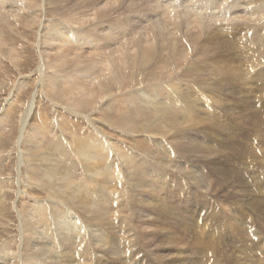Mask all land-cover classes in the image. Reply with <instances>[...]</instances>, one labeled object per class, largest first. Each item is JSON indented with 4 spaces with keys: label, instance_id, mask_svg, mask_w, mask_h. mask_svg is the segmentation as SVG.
I'll use <instances>...</instances> for the list:
<instances>
[{
    "label": "rangeland",
    "instance_id": "374dc122",
    "mask_svg": "<svg viewBox=\"0 0 264 264\" xmlns=\"http://www.w3.org/2000/svg\"><path fill=\"white\" fill-rule=\"evenodd\" d=\"M30 1H32V0H28V2H30ZM33 1L34 2L31 4L32 6L39 3L38 7L36 8L37 11H35L33 13H29V11H31V9H34V8L31 6L32 8H30L28 10V2H27V0H24V4L25 3L26 4H25V7L24 6L22 7L23 10H21V8H20L19 9L20 12L17 15L8 17L6 19V23H4L5 25L3 24L4 26L2 25L0 27V32H1L0 36H2V37H0L1 38L0 40L3 43L5 41V43H4L5 45L4 44H3V46L0 45L1 46L0 47V116L1 115L4 116L6 114L4 112L6 109L10 108L9 103L13 104V105H11L12 110L10 109L11 113L9 114V117L7 119V124H6L5 130L3 131L4 134L2 132V134L0 136V246L8 240H11V239L14 241L16 240L15 241L16 244L13 242L14 243L13 252H17V249L19 251L22 236H24L23 235L24 233L21 230V221H22V216H24V214L23 215H20V214L24 211L23 209L26 210L25 207H27L30 210L31 209L30 205L35 204V202H38V203H44V202L47 203L48 202V203H50V205L53 204L52 206H55L56 203H60V201H57L55 203L54 202L55 199L52 200L53 198L51 196L46 195V192L44 193L43 191H41V189L39 187H37L36 185L30 186L29 184H27L26 181H24V180H26L25 171L29 167L30 163H29V160H27V157H24L25 159L23 160L22 156L26 155L25 154V150L27 148L26 146H29V145H28V143H23V141H22L23 139L21 140V138L23 135H25L26 130H28V131L33 130L34 127L39 125L41 120L44 121L46 118H47L46 119L47 120L46 121L47 129L46 130L44 129L42 131L43 134H45V136L43 137V139L42 138L39 139L41 144L38 143L40 148L43 149V154L45 153L44 157H46V154L48 153V156H49V154H50V156L49 157L47 156L46 157L47 159L48 158L52 159V157L55 158L58 155L57 152L55 154V150H54L55 145L58 142H61L64 145L65 151H64V155L59 154V156H62L61 157L62 159L60 158V160H59L60 161L59 162L60 164L58 167L60 169L59 173L60 174L62 173L65 176H68V175L70 176L72 174L71 176L74 179L70 176L71 180L73 179L74 180V181L72 180V182H74L73 184H76L78 186L84 182L81 185L82 187L79 186V188H81V189L78 188L77 192L80 194V196L82 198L86 197V196L88 197L87 192H90L91 193L90 196L92 198L99 200L97 202V203H99V204H97L98 206H100V205L102 206L103 202H108L113 193L111 192V189L107 190L106 188H104L102 190V187L100 184H95V185L90 184L89 186H86V189H88V191L85 189V185H88L86 179L90 175H87L88 173L85 172L80 158L78 157L77 154L75 155V151H74L75 148L73 147V144L77 142L78 138H79L78 141L79 140L82 141V140H84V138L86 139V137H89V136L91 137L92 135L93 136L95 135V138L97 141L98 140L102 141L103 146L105 144V148H107L109 146L107 148L108 152L104 153V161L103 162L107 167H109V169L111 171V175L112 176L114 175V177H115L114 188L115 187L116 188L115 189L113 188V192L115 193V196L118 198H115V201L112 202V204H110L111 208H112L111 212L104 214V217H106L105 221H106L108 227L106 228L105 225H102L101 227H99V229L102 230L101 232H103L104 234L106 231H107L106 234H109V232H110V238L113 241L114 239L119 238L118 237V231H119L120 227H119L117 222L122 223V224H124L125 221L128 222L129 224L131 223V229L133 228L131 230L132 231L131 232L132 233L131 238H133L132 242H134V244H137L136 245L137 248L135 249V251L137 249L138 250L136 252L134 251L133 252L134 254H131L132 252L129 251V254L126 253L125 256L123 254L122 255L119 254L117 251H115L113 253V255L112 254L105 255V254H102L98 250H94V253H93L94 257L93 258L97 257L94 260H96L95 262H98V264H100L101 262H102L101 264H103L104 262L106 264H115V263L116 264H179V263H184V264H195L196 263V264H198L197 263L198 261L196 262L197 259H200L201 262L204 263L205 258L203 256L205 255L206 251L208 252L209 255H212L213 251H211L209 247L207 248L206 244L208 245L210 243L214 247V245H217V243H218L219 247H222V248L224 247L223 249L226 248V249H230V250H233V248H232L233 246L236 248H239V249L240 248L246 249L247 244H252L253 240H251V239H253V236H254L253 233H254V229H255V225L252 223L253 222L252 217H255V215L252 216L253 215L252 212L246 211V209H242L241 207L238 206V204H247L248 203V204L264 205V166H263L264 163H260L261 159L256 158L257 163L259 164L258 165L255 161V157L252 156V155H254V154H252L253 151L256 152L257 149L264 147V142L260 143L258 140V138H260L261 136L262 137L264 136V93H263L264 87H260V85H264V80H263L264 79V76H263L264 75L263 74L264 73V60L259 59V61H258L256 59H251L252 62L254 61L253 63H251V60L248 59V58H252V57L255 58L254 57L255 53H254V50H252L254 46L250 45L251 43H249V44L245 43L246 47L243 46L244 38H242L243 32L241 29H244V28H240L241 25L239 28H235L236 26L230 25L229 27H227L225 29L219 30L217 28L216 22L211 20V22L215 26V28H213V29L217 31V33H213V35L218 37L216 41H218V43H220V45L223 48L219 46L217 49H215L216 51L210 50L211 53L210 52L206 53V52H204L205 48H203L204 44L203 43H202L203 45L198 44V45H196L197 47L195 46L193 49H191V54H188L189 56L186 55V57L184 58L186 60V63H184L185 60L183 59L181 61L182 64L180 63L176 69H175V66L173 65V63H170V64H168V71H165L164 73H160L161 72L159 69L160 62L151 61V59H150V60H148V62H146L147 64L146 63H137L136 64L137 66L135 65L132 68H128V70L131 73L128 70L124 71L123 73L121 72L122 76L119 79H117L115 84L112 86V88H111L112 91L111 90H110L111 92L109 91V93H108L109 95H106V97H103L102 100L99 99V100H96V102L94 101L93 107L90 103L84 105L82 107V109L80 110V113L78 115H75V114L73 115V113H71L70 111H67L64 107L61 106V103L58 101L59 99L55 100L50 95L46 94L45 89H43V88H45V84H47L48 80L49 79L53 80L52 76L55 77L54 76L55 73L57 75V72L52 73L54 71L53 67L56 68L57 64L54 65V55L53 54L50 55L49 53H47L50 56L46 54L45 58H44V55L41 54V49L39 46L40 45L39 40L41 38L39 25L43 24V23H47V22H49V24H51V23H53L54 18H55L54 21H56V22L59 20L58 23L64 22V21H62L63 18H61V16L64 12L66 13L65 9L69 4V2H67L69 0L64 1L63 4L60 3V0H56V2L55 1L52 2L53 0L52 1L51 0H33ZM43 1H45V2L47 1L50 3H46L45 5L41 4V2H43ZM49 4H53V5H49ZM41 5H43V6H41ZM61 5H63L62 8L64 10L61 8ZM55 6L56 7L59 6V8H57L58 12H57V9H55L56 8ZM51 7L53 8V10ZM47 8H49V9H47ZM50 8L52 11L50 10ZM24 9H26V10H24ZM59 10H60V12H59ZM62 11H63V13H62ZM59 13H61V14H59ZM20 14H23V15H20ZM35 14L38 17L37 23L31 22V23H27L28 25L25 24L26 22L32 21L30 19H33ZM55 14L58 15V17L55 16ZM18 15L22 16V17L19 18ZM27 16H29V17H27ZM155 18H157V17H155ZM23 20H25V21L27 20V21L25 22ZM153 20H154V17H153ZM11 22L14 24L11 25ZM16 23H18L19 26ZM137 24H139V23H137ZM21 25H23V26H21ZM31 25H33V26H31ZM10 28H11V30H10ZM12 29H14L15 31ZM136 29L138 30L139 28H136ZM260 30H258L259 32L257 31L258 33L256 32L257 35L262 33L263 28ZM253 32L254 31L249 30L248 33H250L252 35ZM2 33H3V35H1ZM183 43H184L185 47L186 46L188 47V42H183ZM37 44H38V46H37ZM8 45L10 46V48L8 47ZM205 45L206 46L209 45L210 47H212V44H208V45L205 44ZM200 46H201L202 51L199 49ZM2 47H4V48H2ZM5 48H6V50H5ZM228 48H229V50H228ZM254 49H256V48L254 47ZM194 50H196V51L194 52ZM250 50H252V51L250 52ZM83 51H86V50H83ZM12 52H13V54H12ZM196 53H198V54H196ZM205 53L207 55L210 54L211 56L208 55V57H207V55H203ZM246 53H248V54L250 53V56L248 57ZM196 55L199 56L198 57L200 59L199 61H198V58L196 60V57H197ZM204 56H206L209 59L206 60V57H204ZM46 57H49V58H46ZM203 57L206 60V61L203 60L204 64L201 62V60L204 59ZM238 58H240V59H238ZM227 60L229 61V64H228ZM247 60H249V62ZM192 62H193V65H192ZM199 62H201V63H199ZM258 62L260 63V65ZM47 63H49V64H47ZM207 63H208V65H207ZM141 64L144 65L145 67H143ZM152 64H153V66H151ZM185 64H186L187 68L185 67ZM226 64H228L229 66L228 65L226 66ZM46 65H48V67H50V68H47ZM169 65H170V67H169ZM249 65L251 67H249ZM215 66H216V68H214ZM219 66H221V68L218 69ZM137 67L139 68V70ZM190 67L192 68V70ZM229 67H231V68H229ZM236 67L239 70V71L237 70L238 73L235 70ZM256 67H259V68L257 69ZM226 68L231 69V71H232L231 74H232V76H234L233 78H230L228 76L226 79L220 80V76L219 77L217 76L219 73H215V75H213V73L210 72L213 70H223ZM262 68H263V70H262ZM179 69H181V70H179ZM256 69L259 73L256 71ZM151 70H153L154 72ZM172 70H174V71H172ZM202 70H204V71L202 72ZM50 71H52L51 72L52 74H50ZM205 71H207V73ZM172 72L175 76L173 74H171ZM260 72H262L263 75L260 74ZM61 73H63V72H61ZM61 73H59L58 75L60 76ZM154 73L156 74V76L154 75ZM185 73H187V74H185ZM198 73H199V75H197ZM131 74H133L132 75V77L134 76L133 78L131 77ZM209 74L211 76L210 77L211 79H209ZM236 74H240V75L242 74L243 76H247L248 74H249V76L250 75L252 76V74H256L258 76L261 75V80H257L258 83L255 84L252 89H250L251 86L249 87V85H242L243 84L242 81L240 83V80L237 79V76L235 77ZM143 75L145 77H147V79L149 78V75H150V78L148 79L149 81H146L145 80L146 78H144ZM153 75L155 77H158L160 80H161V78H165L164 79L165 82L159 83V84H164L166 86L169 84V86H170L171 85L170 83L176 82L177 84H179V85H177L179 88L183 87L185 85L183 88H181L183 91L180 90L181 92H178V94L181 93L179 96L183 95L185 97L184 98L182 96L183 100H185V99L188 100V102H189L188 104L191 105L193 103L192 104L193 106L191 105V109L193 110L191 119H193L192 121H195V122H193L194 125L188 124V126H186L185 120L183 119V111L182 110L180 112H178V114H176V115L171 114L169 116V118L167 117V120L175 121L181 127V128L180 127L175 128L177 131L173 132V134L171 135V137H174L173 139H170L171 137L168 138L167 135H166L167 137L166 136L162 137L160 135L146 134L145 133L146 130L143 131V133L132 132L133 135L131 132L125 133L121 130H118L114 126H112L111 125L112 121H109V120L103 118L102 113H100L103 111L104 108H107V106L109 104H110V106L114 107L113 105H115L117 103V107H119L120 105L117 102L118 100L115 101L116 98L119 99V101L123 100L124 98H127V96H125V95L131 93L132 90H134L133 92H135V94L137 96L138 95L142 96L143 93L152 89L154 84L156 83L153 81L154 80V78H152ZM161 75H163L164 77H162ZM170 75H172V76H170ZM187 75H188V77L190 75V77H189L190 79L187 77ZM136 76H137V80H136ZM213 76H215V77H213ZM241 76H239V77L241 78ZM178 77H180V78H178ZM194 77L195 78L197 77L196 79L198 81H196V79ZM27 78H28V80H27ZM138 78H139V80H138ZM142 78L145 81H143ZM171 78H173V79L176 78L175 80H177V81H175ZM199 78L201 79V82H200ZM24 79L26 80L24 82H26V83L28 82L27 84L22 81ZM133 80H134V82H133ZM141 80H142V82H141ZM225 80L228 82L230 81V82L226 83ZM18 82L22 83L21 84L22 89L16 93L15 88L17 87V85H19ZM145 82H149V83H145ZM193 82H195V83H193ZM130 84H131V86H129ZM115 85H117L118 87ZM133 85H134V87H133ZM137 85L138 86L142 85L143 87H145V86L146 87H145V89H143L142 86H141V88L140 87L137 88L138 87ZM187 85L188 86L194 85L195 86L194 88H197L196 92L194 93L191 89V91L189 92V94L191 93V95L185 93L186 91H184V90L188 88ZM122 86H123V88H122ZM126 86H127V88H125ZM241 86H242V88H244V87L248 88L249 87L248 88L249 90L243 89L241 91L240 90ZM129 87H131V89ZM39 88L40 89L42 88V91L43 90L44 91L42 92ZM113 88L115 91L113 90ZM122 89H124V90H122ZM135 89L137 91H135ZM197 90H199L201 92V93H199L200 95L198 94ZM139 91L141 93H139ZM13 92H14V94H13ZM192 92L194 93V95H192L193 94ZM18 93H20V94H18ZM34 93H36V94H34ZM117 93L119 94V96L120 95L121 96L117 97V95H116ZM229 93H234V95H232V94L230 95ZM43 95L44 96L46 95V97H44ZM111 97L112 98L114 97L113 98L114 104H112L113 101H111V102L109 101V99ZM201 98H203V99L201 100ZM245 98H248L250 100V102H252V105H253L252 107L250 106L248 108L250 111L247 110V111H249L248 117L254 116L252 118V120H249V121L246 120L245 118H243V116L245 115L243 109L246 108L244 105L245 104L244 103ZM110 100H112V99H110ZM14 101H17V102H14ZM153 101H154V97L150 96V99L146 103L152 104ZM235 102H237V103H235ZM106 103H108V104H106ZM174 105H179V103L174 102ZM56 107H58L59 109ZM90 107H92V108H90ZM38 109H40V110H38ZM83 111L84 112L87 111V112H85L86 114ZM98 111H99V113H98ZM210 111H212V112L210 113ZM240 111H241V113H240ZM82 112H83V114H82ZM43 114H45L46 117ZM193 116L195 118H193ZM39 118H41V119L39 120ZM75 118H76V120H75ZM73 120H74V122H73ZM243 120H245L246 123H244ZM67 122L68 123L70 122V123L68 124ZM66 124H68L69 127ZM76 124L79 127L78 130L76 129ZM28 125H30V126H28ZM59 125H61L62 127ZM25 126L28 127L29 129L25 128ZM217 126H219V128ZM220 126H222V129H220L221 128ZM30 127L33 129H30ZM88 127H91V128H88ZM23 128L26 130L24 131ZM103 128L105 130L108 128L107 130H109V131L106 130V132H104L105 130H103ZM183 128H185V129H183ZM212 128H213V130H212ZM224 128H227V130L225 129L226 130L225 131ZM69 129H71L73 131L71 132V130H70L69 132H65V131H68ZM86 129H88V130H86ZM229 130L232 132L229 133L230 132ZM178 131H181V133H179ZM213 131L215 134L212 133ZM74 133H76V134H74ZM117 134L118 135L120 134V135L118 136ZM124 134H126V135L124 136ZM174 134L176 136H174ZM69 135L72 137L73 136L76 137L77 138L76 141H75L74 137H73L74 138L73 139ZM107 135H109V136H107ZM121 135H123V136H121ZM135 135H137L136 137H138V138L132 137ZM233 135H235V136H233ZM79 136H81V137H79ZM68 137H70V139ZM122 137L125 138L126 140L123 139ZM135 138L137 140L138 139L141 140L140 143L141 142L143 144L147 143L148 147L151 146V148L150 149L146 148L147 144L143 145L141 143V145H140L139 140L137 141ZM116 139L117 140L121 139L118 142L119 143L122 142V143L117 144ZM152 139H154L155 142ZM45 140H46V142H45ZM70 140H71V142H70ZM112 140H113L114 144L118 145V148L120 147L119 149L114 147V149L111 150L112 147L108 143L111 142ZM172 140L173 141L175 140L176 142L175 141L172 142ZM43 141L45 143H42ZM126 141L128 142L127 144H125ZM177 141H178V143L186 145V146H188L189 144H191V145L196 144V145H198V147L202 146L203 149L204 148H205V150L208 149L207 151H208V153L211 154V156L209 155L210 157L208 156L206 158H204V157L200 158V155H199V157L198 156L193 157L192 155H187L185 153V151L181 150L180 148H178L175 145L177 143ZM129 142L134 148L129 144ZM135 143H137V144H135ZM151 143H152V145H150ZM159 144H161V146H163L165 150L162 149V147H160ZM47 145H49V146L51 145V146L49 147ZM124 145H125V148H124ZM255 145L257 148L255 147ZM45 146H47V147H45ZM152 146H155L157 149L155 147H152ZM130 147H132L133 149H135V148H137V149L131 150L132 148H130ZM52 148H53V150H52ZM27 149H29V148H27ZM44 149H46V150H44ZM115 149L116 150L118 149L120 152L122 151L125 153H127V151H128V154L131 157H133L134 159H135V157H137L136 161L138 163L143 162L142 164H144V165L151 164V165L155 166L157 169H159L160 172H162L164 170L163 172H165V174L163 172H162V174L165 177L167 185L164 184V185H158V186H156V188L154 187L156 189V193L151 192L148 189L143 187V189L145 191H147V192H144L143 189L139 190L135 186V184L133 186V183H132L133 181L131 179V174H130L131 172L128 170H125L127 168L124 166V164H120V163H122V161L120 162V158L117 156V153L119 151L118 150L116 151ZM141 149H143V150L141 151ZM146 149H147V153H146ZM153 149H156V151L159 149L160 155H158V153L156 154V151ZM22 151H24V154L22 153ZM149 151H150V153H149ZM213 153H215V154H213ZM143 154L144 155L148 154V155L143 156ZM51 155H52V157H51ZM240 156H242V157H240ZM257 156L262 157V154H260V155L258 154ZM244 157H246V159ZM20 158H21V160H20ZM148 158H150L151 160ZM158 158L162 159L163 162H162V160H159ZM203 158H204V160H201ZM212 158H213V161H212ZM140 159H142L143 161H141ZM154 159H155V161H154ZM190 159H191V161H190ZM205 159L207 162L205 161ZM146 160L148 161V163ZM165 162H167V163H165ZM171 162H172V164H171ZM35 163L39 165V161H37V162L35 161L33 164H35ZM154 163H155V165H154ZM156 163H157V166H156ZM26 165H28V167ZM103 167H104V165H103ZM166 168H168V169H166ZM183 169L186 172L183 173V171H181ZM115 170L120 171V172L116 173ZM223 173H226L229 175L231 174L233 176V179H236V181L238 179L240 181L239 183L240 184L242 183L241 186L243 185L245 188L244 195L242 194L241 191H240L241 193L236 192V190H239L238 186L233 187L231 182L223 183L221 181V177H220L221 175L220 174H223ZM125 174H127V175H125ZM85 175H86V177L84 178ZM24 177H25V179H24ZM123 178H125V179H123ZM148 178L150 179L151 177H148ZM96 179H98V177H96ZM119 179H120V181H119ZM19 180H20V183H19ZM22 180L24 183L22 182ZM122 180H124V181L126 180V181L124 182ZM181 181L183 182V184ZM201 181H202V184H201ZM214 181H216L217 184ZM178 182L180 184V187L176 188L175 183H178ZM193 183H194V185H193ZM198 183H199V185H197ZM208 184H210L209 187L207 186ZM83 185H84V187H83ZM124 186H126V187H124ZM202 186H204V187H202ZM73 187H74V185H73ZM169 187H171L172 189H170ZM24 188H26V190ZM216 188H218V189H216ZM21 189H24V191L22 192ZM28 189L30 191H28ZM130 189H131V191H130ZM199 189H201V190H199ZM126 190L127 191L129 190V192H127ZM160 190H162V191H160ZM37 191H39V193L40 192L41 193L39 194ZM119 191H120V193H119ZM121 191H122V193H121ZM168 191L170 194L168 193ZM206 191L208 193H206ZM28 192L29 193L31 192L32 196H30V194L27 195ZM171 192L173 195L171 194ZM23 193H24V195H22ZM127 193H129V194H127ZM230 193H232V194H230ZM238 194L239 195L241 194L242 197L238 196ZM170 195H172V196H170ZM236 196H238L240 198L237 199ZM31 197H33V199ZM48 197H50V198H48ZM36 198H38V199L40 198V199L38 200ZM29 199H30V201H29ZM117 199H118V202H117ZM127 199H128V201H127ZM140 199H142V200L140 201ZM151 199H152V201H151ZM244 199H245V201H244ZM34 200H36V201H34ZM133 200H135L134 201L135 202L134 204H136L135 207L133 206L134 205L132 202ZM142 201H143V203H142ZM1 202H3V203H1ZM129 203H131V204H129ZM108 204H109V202H108ZM156 204H157V208H158L157 216L159 213L162 216V218L155 216L156 213L154 214L153 212H151L149 210L150 205L153 208L154 205L156 206ZM161 204H162V206H161ZM63 205L67 206L65 204H63ZM158 206H160V207H158ZM18 208H19V211H18ZM21 208H23V209H21ZM67 208H69V207H67ZM144 208H145V210H144ZM162 208H163V210H162ZM201 208H202V210H201ZM21 210H23V211L21 212ZM94 210L95 211H101L100 208L94 209ZM128 210H130V211H128ZM134 210L136 211V213ZM146 210H148L149 212ZM141 211L145 216L147 215L148 218L149 217H151V218L150 219L146 218L147 216L145 217L144 215H142ZM115 212L116 213L120 212L118 214L119 216H121V218L119 217L120 219L116 218ZM131 212H133L134 216ZM232 212L234 214H232ZM76 215H78L81 220L85 218V216L78 211H76ZM109 215H113V217H111V219H110ZM149 215H151V216H149ZM152 216H154V217H152ZM130 218H133V220L132 219L130 220ZM135 218H137V219L135 220ZM59 219H62V218L59 217ZM154 221H155V223H154ZM140 223H141V225H140ZM145 223H147V224H145ZM157 223L160 226L159 225L157 226ZM142 224H143V226H142ZM244 224H246V225H244ZM137 225L140 227H138ZM164 225H167V226H164ZM111 227H112L113 231L111 230ZM141 227H142V229H144V228L145 229L142 230ZM166 227H168V228H166ZM169 228L171 229L172 232L169 230ZM137 230H140V231H137ZM162 230H164V231H162ZM168 230H169V233H168ZM176 231H177V234H176ZM39 232L42 235H44L43 233H45L46 236L49 237L48 233L45 231V228H43V227L40 228ZM250 232L252 233V236H251ZM139 233H141L142 235ZM178 233L179 234L181 233V234L178 235ZM243 233H244V235H243ZM56 234H57V237L59 238L61 243H63V244L67 243V239H68L67 236L61 235L58 232V230H56ZM143 236H146L149 238H146ZM168 236L173 237L172 239L175 240V242H173V241L169 242ZM161 237L163 239H161ZM176 238H177V241H176ZM195 238L197 240H195ZM41 239L44 241V238H41ZM141 239H142V241H141ZM139 240H140L141 245L138 244ZM150 241L152 244L147 243ZM205 241H206V243L202 246L201 244H203ZM143 242H144V244L146 242L145 245L143 244L144 246L142 245ZM199 242H201V243H199ZM19 243H20V245H19ZM172 243L173 244L176 243V244L173 245ZM164 244H166V245H164ZM188 244H190L191 246ZM210 244H209V246H210ZM255 244H256V242L253 243V245H255ZM15 245L17 247L14 248ZM147 245L149 246L147 248H150V249H146ZM167 245H169V246H167ZM177 245H180V246H177ZM198 245L202 246V247H199ZM67 246H68V250H66V251H62L61 248L58 249L60 251V253L63 255V257L61 258V261L58 258V253H56L54 250L55 247H52L50 249H49V247H46L42 251L43 253L42 252L40 253L41 255H44V256H41L40 254L37 255V257H36V259L38 258L37 262H39V261L41 263L45 262L44 264H55V263L60 264V262H62V264H64L63 262H65V263L68 262L71 259V255H73L72 248L74 247V245H69L67 243ZM157 246H159V247H157ZM153 249L155 251H157V252H154L156 254V256L160 257L161 259L163 258L162 260L158 259L155 256V254L152 253L154 251ZM147 250L148 251L150 250L151 252L150 251L148 252ZM74 251H75V248H74ZM44 252H47V253L44 254ZM165 252H167V253H165ZM150 253H152V254H150ZM171 253H172V255H171ZM182 253H183V255H182ZM100 255L101 256L103 255L101 260L104 257L105 258L103 259V261L99 262V260H100L99 257H101ZM209 255H208V257H209L208 263L209 264H216V262L215 263L213 262V261H215V259H213L214 257L212 258L213 255L211 257ZM152 256H154V257H152ZM48 257L51 259V261H49ZM179 259H180V261H179ZM43 260H44V262H43ZM104 260H106V261H104ZM173 260H177V261L173 262Z\"/></svg>",
    "mask_w": 264,
    "mask_h": 264
},
{
    "label": "bare ground",
    "instance_id": "6f19581e",
    "mask_svg": "<svg viewBox=\"0 0 264 264\" xmlns=\"http://www.w3.org/2000/svg\"><path fill=\"white\" fill-rule=\"evenodd\" d=\"M54 1L56 2V0H53L52 2H54ZM64 1H67V0H60V3L63 4ZM27 2H28V0H27ZM33 2H34L33 0L28 2V10L30 8H32V7L35 9V10L31 9V11H29V13H33V12L37 11L36 8L38 7L39 3H37L34 6H32L31 4ZM67 2H69V4H68V6L65 9L66 13L65 12L63 13V11H62L63 14L61 16V18H63L62 21H64V22H61V23L59 22L58 23L59 20L56 22V21H54L55 20V18H54L53 19V23H51V24H49V22H47V23H43V24L39 25L40 33H41V35H40L41 38L39 40L40 41V43H39L40 45L39 46H40V49H41V54L44 55V58H45V55L47 53H49L50 55L53 54L54 55V65L57 64L56 68L53 67L54 71L53 72L50 71V74H52L54 72H57V75L55 73L54 74L55 77L52 76L53 80L49 79L47 84H45V88H43V89H45L46 94L50 95L55 100L59 99L58 101L61 103V106L64 107L67 111H70L71 113H73V115L74 114L78 115L80 113V110L82 109V107L84 105L90 103L92 105V107H93V102L94 101L96 102V100H99V99L102 100L103 97H106V95H109L108 93L111 90L112 86L115 84L117 79H119L122 76L121 72L123 73L124 71H127L128 68L134 67L137 63H146L150 59H151V61L160 62V65H159V69L161 71L160 73H164L165 71H168V64H170V63H173V65L175 66V69H176L178 67V65L181 63V61L186 57V55L191 54V49H193L198 44L199 45L202 44V43L204 44L203 48H205L204 52H206V53L210 52V50L213 51V50L217 49L219 46L222 47L220 45V43H218V41H216L218 37L213 35V33H217V31L213 29V28H215V26L213 25L211 20L216 22L217 28L219 30L225 29V28L229 27L230 25H234V26H236L235 28H239L240 25H241L240 28H244V29H241L242 32H243L242 33L243 34L242 38H244L243 46L246 47L245 43H247V44L251 43L250 45H253L258 50L257 51L253 47L252 50H254V53H255L254 57L255 58L252 57V58H248V59L249 60L256 59L258 61H259V59L260 60L261 59L264 60V0H254V1L253 0H247V1L246 0H69ZM46 3H50V2H47V1L46 2L45 1L41 2V4H44V5ZM25 4H24V0H0V27L4 23H6V19L8 17L17 15L20 12L19 11L20 8H21V10H23L22 7L23 6L25 7ZM49 5H53V4H49ZM41 6H43V5H41ZM62 6L63 5H61V8H62ZM51 8H50V10H51ZM57 8H59V6H57L55 9H57ZM47 9H49V8H47ZM24 10H26V9H24ZM52 10H53V8H52ZM57 12H58V9H57ZM59 12H60V10H59ZM59 14H61V13H59ZM20 15H23V14H20ZM55 16L58 17V15H56V14H55ZM21 17L22 16H19V18H21ZM27 17H29V16H27ZM153 17H154V20H153ZM155 17H157V18H155ZM30 20H32V21H29V22H26L27 20L26 21L23 20V21L26 22L25 24L31 23V22L32 23H37V21H38L37 15L35 14L33 19H30ZM137 23H139V24H137ZM12 24H14V23L11 22V25ZM16 24H18V23H16ZM18 26H19V24H18ZM21 26H23V25H21ZM31 26H33V25H31ZM136 28H139V29L137 30ZM262 28H263L262 33L257 35L256 32L258 30L262 29ZM10 30H11V28H10ZM12 30H14V29H12ZM249 30L254 31L252 35L250 33H248ZM1 35H3V33ZM0 37H2V36H0ZM183 42H188V47L187 46L185 47ZM4 43H5V41H4ZM4 43L0 40V45L3 46ZM205 44H207V45L208 44H212V47H210L209 45L206 46ZM37 46H38V44H37ZM8 47L10 48L9 45H8ZM2 48H4V47H2ZM6 48H5V50H6ZM199 49L201 50V46H200ZM83 50H86V51H83ZM228 50H229V48H228ZM252 50H250V52ZM195 51L196 50H194V52ZM206 53L203 54V55H207ZM12 54H13V52H12ZM49 54H47V55H49ZM196 54H198V53H196ZM246 54H247L248 57L250 56V53L249 54L246 53ZM208 55H210V54H208ZM208 55H207V57H208ZM198 57L199 56L196 57V60H197ZM204 57H206V56H204ZM207 57H206V60L209 59ZM46 58H49V57H46ZM238 59H240V58H238ZM199 60L200 59L198 58V61ZM203 60H205V58L201 60L202 63L204 62ZM249 60H247V61L249 62ZM201 62H199V63H201ZM253 62L251 60V63H253ZM184 63H186V60H185ZM47 64H49V63H47ZM228 64H229V61H228ZM228 64H226V66ZM192 65H193V62H192ZM207 65H208V63H207ZM259 65H260V63H259ZM46 66H47V68H50V67H48V65H46ZM142 66L145 67L144 65H142ZM151 66H153V64ZM169 67H170V65H169ZM185 67H186V64H185ZM249 67H251V66L249 65ZM214 68H216V66ZM219 68H221V66H219L218 69ZM229 68H231V67H229ZM229 68H226V69H223V70H213V71H210V72L213 73V75H215V73H219L217 76L218 77L220 76V80L221 79L222 80L226 79L228 76L230 78H233L234 76H232V74H231L232 71ZM256 68L258 69L259 67H256ZM257 69H256V71H257ZM138 70H139V68H138ZM179 70H181V69H179ZM191 70H192V68H191ZM235 70L238 73L239 70L237 69V67L235 68ZM262 70H263V68H262ZM151 71H153V70H151ZM172 71H174V70H172ZM203 71L204 70H202V72ZM61 72H63V73H61ZM205 72L207 73V71H205ZM59 73H61L60 76L58 75ZM171 74H173V72ZM185 74H187V73H185ZM260 74H262V72H260ZM132 75L133 74H131V77H132ZM150 75H149V78H150ZM154 75L156 76L155 73H154ZM154 75L152 76V78H154L153 81L156 82V83L154 84L152 89H150L147 92L143 93L142 96H139V95L137 96L135 94V92H133L134 90H132L131 93L125 95V96H127V98H124L123 100H120V101H119V99L116 98L115 101L118 100L117 102H118V104L120 106L117 107V103L116 102H115L116 104L113 105L114 107L110 106V104L108 106L106 105L107 108H104L103 111L100 112V113H102V117L107 119V120H109V121H112L111 122L112 126H114L118 130H121V131H123L125 133L126 132H129V133L130 132L131 133L132 132H134V133H143V131L146 130L145 131L146 134L160 135L162 137L167 135L168 138L171 137L173 132L177 131L175 128L180 127V125H178L177 122L171 121V120H167V117L169 118V116L171 114L176 115V114H178V112H180L182 110L183 111V119L185 120L186 126H188V124L194 125L193 122H195V121H192L193 119H191L192 118V112H193V110L191 109V105L193 103L191 105L188 104L189 103L188 100H186V99L183 100V98H182L183 95L179 96L181 93L178 94V92H181L180 91V90H182L181 88H183L185 85L183 84L184 86L179 88L177 86L179 84H177L176 82L170 83L171 84L170 86H169V84L167 86L164 85V84H159V83L165 82L164 81L165 78H161V80H160L158 77H155ZM163 75H161V76L164 77ZM197 75H199V73ZM241 75L240 74H236L235 77L237 76V79L240 80V83H241V81L243 82L242 85H249V87L251 86L250 89H252L254 87V85L258 83L257 80H261V75L260 76H258L256 74H252V76L251 75L249 76V74L247 76H243V75L241 76ZM170 76H172V75H170ZM239 76H241L242 79ZM187 77H188V75H187ZM189 77H190V75H189ZM210 77L211 76L209 74V79H211ZM213 77H215V76H213ZM144 78H146L145 79L146 81H149L148 80L149 78L147 79V77H145V76H144ZM178 78H180V77H178ZM25 79L22 80V81L23 82L26 81ZM171 79H173V78H171ZM175 79H173V80H175ZM27 80H28V78H27ZM136 80H137V76H136ZM138 80H139V78H138ZM142 80L145 81L143 78H142ZM142 80H141V82H142ZM175 81H177V80H175ZM196 81H198V80L196 79ZM133 82H134V80H133ZM195 82H193V83H195ZM200 82H201V79H200ZM229 82L226 81V83H229ZM24 83H26V82H24ZM145 83H149V82H145ZM21 84L22 83H19V85H17V87L15 88V92L16 93L19 90L22 89ZM117 85H115V86H117ZM127 86L125 88H127ZM129 86H131V84ZM141 86L142 85L138 86L137 88H139V87L141 88ZM133 87H134V85H133ZM145 87L142 86L143 89H145ZM194 87H195L194 85L188 86V88L184 90V91H186L185 93L189 94L191 89L195 93L197 88H194ZM260 87H264V85H260ZM122 88H123V86H122ZM129 88L131 89V87H129ZM248 88H246V87L242 88V86H241L240 90L241 91L243 89L249 90ZM136 89H135V91H137ZM40 90L42 91V88ZM113 90H114V88H113ZM122 90H124V89H122ZM197 91H198V94L201 93L199 90H197ZM118 93L116 94L117 97L119 96ZM139 93H141V92L139 91ZM194 93L192 95H194ZM13 94H14V92H13ZM18 94H20V93H18ZM34 94H36V93H34ZM229 94L230 95L231 94L234 95V93H229ZM189 95H191V93ZM150 96L154 97V101L152 102V104H147L146 102L150 99ZM44 97H46V95ZM113 98L111 97L110 99H112V100L109 99V101L110 102L113 101ZM202 99L203 98H201V100ZM14 102H17V101H14ZM174 102L179 103V105H174ZM235 103H237V102H235ZM244 103H245L244 105H245L246 108L244 107L245 109H243L244 113H245L243 118H245L248 121L252 120V118L254 116L248 117V112L250 111L248 108L250 106L251 107L253 106L252 102H250V100L248 98H245L244 99ZM106 104H108V103H106ZM112 104H114V101H113ZM11 105H13V104L9 103V107L10 108L6 109L5 112H4L6 114L4 116L3 115L0 116V136H1L2 132L5 130V127H6V124H7V119L9 117V114L11 113L10 111L12 110L11 109ZM92 107H90V108H92ZM56 108H58V107H56ZM38 110H40V109H38ZM247 110H249V111H247ZM83 112H82V114H83ZM85 112H87V111H85ZM211 112L212 111H210V113ZM98 113H99V111H98ZM240 113H241V111H240ZM43 115L45 116V114H43ZM193 118H195V117L193 116ZM40 119L41 118H39V120ZM46 119L44 121L41 120L39 125L36 126L37 128L34 127V129H33V128L30 127V129H33L31 131H28V130L23 128L24 131L25 130L26 131H25V135L22 136L21 140L23 139L22 140L23 143H28L29 146H26V147L29 148V149L26 148V150H25V154L26 155L22 156V158L24 160L25 159L24 157H27V160H29V163H30V164L28 163L29 167H28V165H26L28 168L27 169L25 168L26 169V171H25L26 180H24V181H26L27 184H29L30 186L31 185H36L37 187H39L41 189V191H43L44 193L46 192V195L51 196L53 198L52 200L55 199L54 200L55 203L57 201H60V203H56L55 206H52L53 204L50 205V203H48V202L47 203H45V202L44 203L35 202V204L30 205V208H31L30 210L27 207H25L27 211L25 209L21 208V209H23L25 211L24 212L23 210H21V212L23 211L24 213L20 212L21 213L20 215L24 214V216H22V221H21V230L24 233L23 234L24 236H22L21 245L19 243V245H20L19 251L17 249V252H13V245H14L16 240L14 241V240L11 239V240H8V241L4 242L0 246V264H44L45 263L44 262L45 259L43 260L44 263H41L39 260H38L39 262H37L38 258L36 259V257L46 247H49V249L52 248V247H55V249L54 248L53 249L55 250L56 253H58V258L61 261V258L63 257V255L60 253V251L58 249L61 248L62 251L68 250L67 243L69 245H74V247L72 248L73 255H71V259L68 262H66V263L63 262L64 264H98V262H95L96 260H94L97 257L95 256L96 258H93L94 257V255H93L94 250H98L102 254H105V255H107V254H112L113 255V253L115 251H117L121 255L123 254L124 256L126 255V253L129 254V251L132 252L131 254H134L133 252L137 248V246H136L137 244H134V242H132L133 238H131V236H132V233H131L132 231L131 230L133 228L131 229V223L129 224L126 221H125L124 224L117 222L119 227H120V229L118 231V237L119 238L114 239L113 241L110 238V232L109 231H108L109 234H106L107 231L104 234L103 232H101L102 230L99 229V227H101L102 225H105L106 228L108 227V225H107V223L105 221L106 217H104V214L111 212L112 208H111L110 204H112V202L115 201V198H118V197L115 196V193L113 192L115 177H114V175L113 176L111 175V171H110L109 167H107L104 164V162H103L104 161V153L108 152L107 148L109 146L107 148H105V144L103 146V142L102 141H100V140L97 141L96 138H95V135L94 136L92 135L91 137L90 136L86 137V139L84 138V140H82V141L81 140L78 141L79 138L77 139L76 137L73 136L75 138V141L77 139V142L73 144V147L75 148V150H74L75 151V155L76 154L78 155V157L80 158V160H81V162L83 164V168H84L85 172L88 173L87 175H90L86 179L88 185H85V189H86V186H89L90 184L91 185L100 184L101 187H102V190L104 188H106L107 190L111 189V192L113 193L111 198H110V200L108 201L109 204H108V202H103L102 206L101 205L98 206L97 204H99V203H97V202L99 200H96L95 198H92L90 196V194H91L90 192H87L88 197L86 196V197H83V198L77 192L79 186H81L84 182L81 185L78 186L76 184H73L74 182H72V180L74 178L71 176L72 174L70 175L73 178L71 180V177L69 175L65 176L62 173H61L62 175L59 173L60 172L59 171L60 169L58 168L59 164H60L59 160L62 157V156H59V154L60 155H64V151H65L64 150V145L61 142H58L55 145V149H54L55 150V154H56V152L58 153V155L55 158H53L52 155H51L52 159H49V158L47 159L46 157L48 156V153L46 154V157H44L45 153L43 154V149L40 148L38 143L41 144L39 139L40 138L43 139V137L45 136V134H43L42 131L44 129L45 130L47 129V125H46V121L47 120ZM75 120H76V118H75ZM73 122H74V120H73ZM243 122L246 123L245 120H243ZM68 124H66V125L68 126ZM30 125H28V126H30ZM59 126H61V125H59ZM91 127H88V128H91ZM217 127L219 128V126H217ZM220 127H221L220 129H222V126H220ZM25 128L29 129L26 126H25ZM76 129L77 130L79 129L77 124H76ZM183 129H185V128H183ZM225 129L227 130V128H224V130ZM70 130L71 129H69L68 131H65V132H69ZM86 130H88V129H86ZM103 130H105V129L103 128ZM106 130L104 132H106ZM212 130H213V128H212ZM72 131L73 130H71V132ZM107 131H109V130H107ZM178 132L181 133V131H178ZM231 132L232 131H230L229 133H231ZM212 133H214V131ZM3 134H4V132H3ZM74 134H76V133H74ZM125 135L126 134H124V136ZM132 135H133V133H132ZM107 136H109V135H107ZM121 136H123V135H121ZM136 136L137 135L132 136V137H136ZM174 136H176V135L174 134ZM233 136H235V135H233ZM70 137H72V136H70ZM70 137H68V138L70 139ZM79 137H81V136H79ZM136 138H138V137H136ZM173 138L174 137H171L170 139H173ZM123 139H125V138H123ZM120 140L121 139L116 141L117 144L119 143L118 141H120ZM152 140H154V139H152ZM258 140H259L260 143H263L264 142V136L263 137L261 136L260 138H258ZM140 141L141 140H139V143H140ZM174 141L172 140V142H174ZM178 141H177L176 144L175 143L174 144L178 148H180L181 150L185 151V153L187 155H192L193 157H197V156L199 157V155H200V158L201 157L206 158L209 155L211 156V154L208 153V151H207L208 149L205 150V148L203 149L202 146L198 147V145H196V144H194V145L189 144L188 146H186V145L178 143ZM45 142H46V140H45ZM45 142L43 141L42 143H45ZM70 142H71V140H70ZM154 142H155V140H154ZM120 143H122V142H120ZM127 143L128 142L126 141L125 144H127ZM137 143H135V144H137ZM141 143H140V145H141ZM108 144L111 145V147H112L111 150H113L114 147L118 148V145L114 144L113 140L111 142H109ZM129 144H130V142H129ZM146 144H143V145H146ZM150 145H152V143ZM159 145H160V147H162V149H164V147L161 146V144H159ZM47 146H49V145H47ZM47 146H45V147H47ZM132 147H130V148H132ZM152 147H155V146H152ZM255 147H256V145H255ZM53 148H52V150H53ZM124 148H125V145H124ZM133 148L131 150L137 149V148H135V149H133ZM146 148L150 149L151 146L148 147V144H147ZM156 149H153V150L156 151ZM44 150H46V149H44ZM142 150L143 149H141V151ZM22 153L24 154V151H22ZM146 153H147V149H146ZM149 153H150V151H149ZM157 153H158V155H160V150L159 149L156 151V154ZM213 154H215V153H213ZM252 154H254L252 156L255 157L256 163H257V159L258 158L262 160V161L260 160V163H264V147H261V148L257 149L256 152L253 151ZM258 154L259 155L262 154V157L261 156L258 157L257 156ZM146 155H148V154H146ZM146 155L143 154V156H146ZM49 156H50V154H49ZM117 156L120 158V162L122 161V163H120V164H124V166L127 168L125 170H128V171L131 172L130 174H131V179L133 181L132 182L133 186L135 184V186L139 190H142L143 187H144V188L148 189L149 191L156 193V189H155L156 186L164 185V184L167 185L165 177L162 174V172L164 170L162 172H160L159 169H157L155 166H153L151 164L144 165V164H142L143 162L142 163L141 162L138 163L136 161L137 157H135V159H134L133 157H131L128 154V151H127V153L119 151L117 153ZM240 157H242V156H240ZM204 158L201 159V160H204ZM244 158L246 159V157H244ZM148 159H150V158H148ZM20 160H21V158H20ZM140 160L143 161L142 159H140ZM159 160H162V159H159ZM35 161L36 162L39 161V165L36 164V163L33 164ZM154 161H155V159H154ZM190 161H191V159H190ZM205 161H206V159H205ZM212 161H213V158H212ZM162 162H163V160H162ZM147 163H148V161H147ZM165 163H167V162H165ZM171 164H172V162H171ZM103 165H104V167H103ZM154 165H155V163H154ZM156 166H157V163H156ZM166 169H168V168H166ZM181 171H183V173L186 172V171H184V169L181 170ZM117 172H120V171H116V173ZM163 173L165 174V172H163ZM125 175H127V174H125ZM220 175H221L220 176L221 177V181L223 183L231 182L233 187L238 186L239 190H236V192H238V193L242 192V194L244 195L245 188H244L243 185L241 186L242 183L240 184L239 183L240 181L238 179H237V181H236V179H233V176L231 174L229 175V174L223 173V174H220ZM85 177H86V175L84 176V178ZM96 177H98V179H96ZM148 177H151V178L149 179ZM24 179H25V177H24ZM120 179H119V181H120ZM123 179H125V178H123ZM122 181H124V180H122ZM202 181H201V184H202ZM22 182H23V180H22ZM214 182L216 183V181H214ZM19 183H20V180H19ZM182 184H183V182H182ZM73 185H74V187H73ZM193 185H194V183H193ZM197 185H199V183ZM209 185L210 184H208L207 186L209 187ZM126 186H124V187H126ZM83 187H84V185H83ZM175 187L176 188L180 187L179 182L175 183ZM202 187H204V186H202ZM169 188L172 189L171 187H169ZM24 189L26 190V188H24ZM24 189H21L22 192L24 191ZM29 189H28V191H30ZM79 189H81V188H79ZM216 189H218V188H216ZM86 190L88 191V189H86ZM162 190H160V191H162ZM199 190H201V189H199ZM122 191H121V193H122ZM130 191H131V189H130ZM143 191L147 192L144 189H143ZM169 191H168V193H169ZM37 192L39 193V191H37ZM127 192H129V190ZM119 193H120V191H119ZM206 193H208V192L206 191ZM29 194H30V196H32L31 192L27 193V195H29ZM127 194H129V193H127ZM171 194H172V192H171ZM230 194H232V193H230ZM22 195H24V193ZM172 195H170V196H172ZM238 196H241V194L240 195L238 194ZM238 196H236L237 199L240 198ZM31 198L33 199V197H31ZM48 198H50V197H48ZM30 199H29V201H30ZM36 199H38V198H36ZM128 199H127V201H128ZM141 200L142 199H140V201ZM34 201H36V200H34ZM134 201L135 200L132 201L133 204L135 203ZM151 201H152V199H151ZM244 201H245V199H244ZM117 202H118V199H117ZM1 203H3V202H1ZM142 203H143V201H142ZM63 204H65L67 206H64ZM129 204H131V203H129ZM135 205L136 204H134L133 206L135 207ZM161 206H162V204H161ZM238 206L241 207L242 209H246V211L252 212V214H253L252 216L255 215V217H252V219H253L252 223L255 225V229H254V233H253L254 234L253 239H251V240H253V243L256 242V244L255 245H253V243L252 244H247V247H246L247 250L245 248H243V249L240 248L239 249V248H236L234 246L232 247L233 250L226 249V248L223 249L224 247L223 248L219 247L218 243H217V245H214V247L210 243H209L210 246H209V244L208 245L206 244L207 248L209 247L210 250L213 251L212 252L213 256L209 255L208 252L205 250L206 253L204 252L205 255L203 256L205 258L204 259L205 261H204V263H202L200 259L196 258L197 259L196 262L198 261L197 262L198 264H209L208 263L209 262L208 255L210 257L212 256V258L214 257L213 259H215V261H213V262L214 263L216 262V264H264V234H263L264 233L263 232L264 231V205L248 204L247 203V204H238ZM67 207H69V208H67ZM98 207L101 209V211H95L94 210V209H99ZM158 207H160V206H158ZM144 210H145V208H144ZM149 210L151 212H153L154 214L156 213L155 216H157V212H158L157 204H156V206L154 205L153 208L150 205L149 206ZM162 210H163V208H162ZM201 210H202V208H201ZM18 211H19V208H18ZM76 211H78L81 214H83L85 216V218L81 220L79 218V216L76 215ZM128 211H130V210H128ZM146 211H148V210H146ZM233 212H232V214L235 213V212L234 213ZM119 213L115 212L117 219L121 218V216L118 215ZM131 213L133 214V212H131ZM135 213H136V211H135ZM141 214L144 215L142 213V211H141ZM133 216H134V214H133ZM149 216H151V215H149ZM59 217H61L62 219H59ZM111 217H113V215H109L110 219H111ZM152 217H154V216H152ZM157 217L162 218V216L159 213H158ZM146 218H148V216ZM150 218L151 217H149L148 219H150ZM131 219L133 220V218H130V220ZM136 219L137 218H135V220ZM154 223H155V221H154ZM158 223H157V226L159 225ZM143 224H142V226H143ZM145 224H147V223H145ZM140 225H141V223H140ZM244 225H246V224H244ZM164 226H167V225H164ZM42 227L45 228V231L48 233L49 237H47L45 233H43L44 235H42L39 232V229L42 228ZM138 227H140V226H138ZM166 228H168V227H166ZM55 229L58 230V232L61 235H64V236L68 237L67 243L63 244V243L60 242L59 238L57 237ZM141 229H142V227H141ZM144 229H142V230H144ZM111 230H112V227H111ZM169 230L171 231L170 228H169ZM169 230H168V233H169ZM137 231H140V230H137ZM162 231H164V230H162ZM139 234H141V233H139ZM176 234H177V231H176ZM180 234L178 233V235H180ZM250 234L252 236L251 232H250ZM243 235H244V233H243ZM143 237H146V236H143ZM41 238H44V241ZM146 238H149V237H146ZM168 238H169L168 239L169 242H171V241L175 242V240L172 239L173 237H169L168 236ZM161 239H163V238L161 237ZM195 240H197V239L195 238ZM141 241H142V239H141ZM151 241L147 242V243H151ZM176 241H177V238H176ZM199 243H201V242H199ZM205 243H206V241L203 244H201V245L203 246ZM138 244H140V240H139ZM143 244H144V242L142 243V245ZM145 244H146V242H145ZM174 244H176V243H174ZM164 245H166V244H164ZM188 245H190V244H188ZM167 246H169V245H167ZM177 246H180V245H177ZM202 246H199V247H202ZM15 247H17V246L15 245L14 248ZM147 247H149L148 245L146 246V249H150V248H147ZM157 247H159V246H157ZM74 248H75V251H74ZM154 252H157V251L154 250L152 253H154ZM45 253H47V252H44V254ZM152 253H150V254H152ZM165 253H167V252H165ZM171 255H172V253H171ZM182 255H183V253H182ZM41 256H44V255H41ZM102 256L99 257L100 258L99 262L103 261V259L105 258L104 257L101 260ZM155 256H156V254H155ZM152 257H154V256H152ZM157 258L160 259V260L163 259V258L161 259L160 257H157ZM48 259H49V261H51V259L49 257H48ZM104 261H106V260H104ZM174 261L176 262L177 260H173V262ZM179 261H180V259H179ZM55 264H58V263H55ZM60 264H62V262H60ZM103 264H106V263L104 262ZM179 264H184V263H179Z\"/></svg>",
    "mask_w": 264,
    "mask_h": 264
}]
</instances>
